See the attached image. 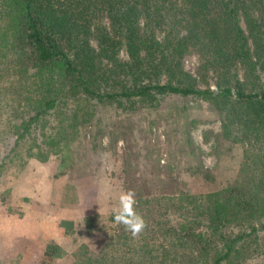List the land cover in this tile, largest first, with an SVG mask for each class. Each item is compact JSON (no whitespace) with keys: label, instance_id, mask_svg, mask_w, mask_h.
<instances>
[{"label":"trees","instance_id":"16d2710c","mask_svg":"<svg viewBox=\"0 0 264 264\" xmlns=\"http://www.w3.org/2000/svg\"><path fill=\"white\" fill-rule=\"evenodd\" d=\"M0 20V50L23 63L24 95L35 96L15 145L63 101L132 108L200 96L220 113L223 139L237 125L264 159V0H0ZM190 54L203 76L214 75L216 90L195 87L183 70ZM244 181L189 197L175 226L159 222L153 234L160 242L144 254L158 259L154 264L172 256L178 264L186 257L188 264H242L238 244L264 230V179Z\"/></svg>","mask_w":264,"mask_h":264},{"label":"rangeland","instance_id":"374dc122","mask_svg":"<svg viewBox=\"0 0 264 264\" xmlns=\"http://www.w3.org/2000/svg\"><path fill=\"white\" fill-rule=\"evenodd\" d=\"M24 70L9 48L0 50V196L5 202L16 184L35 193L39 188L46 200L41 208L61 217L50 229L55 237L46 245L49 264H154L158 259L144 250L156 249L159 222L175 226L189 197L222 191L237 180L264 179L257 162L264 163L261 147L248 146L237 125L223 139L220 113L200 96L171 95L154 107L132 108L106 100L63 101L15 145L16 127L34 109L35 96L24 95L27 80L18 74ZM183 70L197 89L216 90L214 75H202L197 55L185 57ZM129 192L133 212L145 222L138 234L115 219L121 195ZM178 243L175 237L173 246ZM238 249L242 264H264V230ZM180 259L168 257L167 264Z\"/></svg>","mask_w":264,"mask_h":264},{"label":"crops","instance_id":"0c3cea01","mask_svg":"<svg viewBox=\"0 0 264 264\" xmlns=\"http://www.w3.org/2000/svg\"><path fill=\"white\" fill-rule=\"evenodd\" d=\"M38 192L16 184L5 202L0 196V264H49L46 250L55 237L50 229L61 217L41 208L46 200Z\"/></svg>","mask_w":264,"mask_h":264},{"label":"clouds","instance_id":"9594fccd","mask_svg":"<svg viewBox=\"0 0 264 264\" xmlns=\"http://www.w3.org/2000/svg\"><path fill=\"white\" fill-rule=\"evenodd\" d=\"M133 195L130 192L121 195V208L117 210L115 219L118 223H122L130 229L133 234H138L144 228L145 222L132 210Z\"/></svg>","mask_w":264,"mask_h":264}]
</instances>
